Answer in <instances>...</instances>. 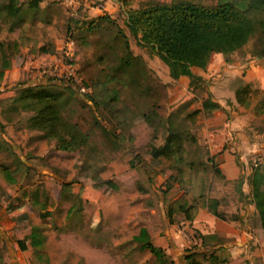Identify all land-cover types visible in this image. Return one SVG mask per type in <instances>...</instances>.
<instances>
[{
	"label": "rangeland",
	"instance_id": "obj_1",
	"mask_svg": "<svg viewBox=\"0 0 264 264\" xmlns=\"http://www.w3.org/2000/svg\"><path fill=\"white\" fill-rule=\"evenodd\" d=\"M86 1L42 0L35 13L25 11L20 18L0 13V38L16 43L13 50L8 48L10 65L0 72V264H156L153 254L134 238L141 227L172 256L173 264H184L185 251L201 246V232L185 221L188 218L177 206L190 204L192 214L203 195L215 191L220 194V210L228 217L238 216L234 220L244 230L238 237L222 238L223 250L212 252L217 262L209 253L197 258L202 264H225L230 251L241 247L239 264L252 263L246 259L248 254L256 264H264V228L256 212H249L244 224L243 204L240 208L239 203L241 187L250 189L252 165L264 162V90L252 84V91L242 95L246 103L236 99L235 90L242 84L238 77L212 82L224 90L234 89V95L227 98L226 122L232 120L230 113L240 115V126L251 136L252 149L243 168L246 182L240 178L226 182L224 175L213 171L212 163H200L198 155L207 152L189 138L184 141L183 162L153 157L150 147L163 139L170 111L175 112V127L195 139L201 136L197 132L204 123V112L197 106L206 85L199 78L185 88L169 76L168 65L155 51L137 43L125 23V9L151 0L116 2L110 21L100 22L87 11ZM99 2L92 0L90 5ZM125 40L129 64L122 60ZM255 40L252 37L228 54L217 57L212 53L209 61L233 64L255 56ZM60 58L71 61L90 84L86 94H79L70 84L74 99L64 114L88 136L82 145L67 150L27 126L32 111L20 104L15 109L12 101L24 81L47 83L41 66ZM32 231L42 239L40 244H32ZM215 242L210 240L209 245Z\"/></svg>",
	"mask_w": 264,
	"mask_h": 264
},
{
	"label": "trees",
	"instance_id": "obj_2",
	"mask_svg": "<svg viewBox=\"0 0 264 264\" xmlns=\"http://www.w3.org/2000/svg\"><path fill=\"white\" fill-rule=\"evenodd\" d=\"M41 1L7 0L0 4V13L20 18L18 16L22 14L23 17L25 11L35 13L39 9ZM121 1L122 4H126L125 0ZM125 14V23L136 37L137 43L155 51L168 65L169 75L172 78L183 74L188 75L191 78L190 86L195 80L201 78L192 72L191 67H205L214 52L231 53L255 37L252 53L257 56L264 55V0H217L211 5L191 0H151L138 7H127ZM95 19H98L99 22L110 21L107 12L97 15ZM92 25V21H89L88 27H92ZM13 27L14 25L11 24L10 29ZM15 45L14 40L7 41L0 38L1 73L10 65L8 48L13 50ZM40 49H43V46H40ZM124 49L126 55L122 56V60L129 64L130 57L127 56L129 46L126 40ZM70 88L72 89L70 84L52 77H48L47 83L35 84L24 81L12 98L13 103H16L15 109L20 104L22 109L32 111L28 116L27 126L40 130L41 136L54 139L57 147L65 150L75 149L82 145L88 136L81 130L77 122L71 121L64 114L69 103L74 99L73 90ZM251 89L250 83H242L235 90L236 99L247 103V99L245 100L242 95L247 96L252 91ZM77 98L84 99L81 95H78ZM263 103L261 100V104L264 106ZM201 105L204 111L219 106L209 96L202 100ZM195 111L197 110H193V112ZM174 113L170 111L166 116L167 133L164 142L152 146L150 153L153 157L172 158L176 163H181L184 161L185 139L189 138L191 141L196 139L193 134L185 133L173 125ZM144 117L149 121L148 114H144ZM106 134H110V132H106ZM187 163H191V161ZM214 165L212 163L213 171L219 174V168ZM248 181L251 202L255 207L260 225L264 228V162L252 165ZM238 189L240 190V187ZM218 203L219 200L215 197L208 198L206 203L208 209L216 217L225 220L238 217L235 215L228 217L225 212L218 210ZM190 206V204L180 203L177 209L183 211L185 216L190 219L192 218ZM167 213L171 215L172 209L169 208ZM29 236L32 238L33 245H38L42 241L34 231L30 232ZM200 237L201 246L185 251L184 264H202L201 260L197 258L198 254L209 253L214 262L219 260L212 254L213 251L223 250L218 236L215 233H202ZM134 238L140 241L141 248L148 249L153 254L156 264H173L172 256L166 252L164 247L152 242L145 227H141L139 234ZM210 240L217 242L209 245ZM207 245L210 246L209 249L200 250L201 247ZM215 245L218 248H215Z\"/></svg>",
	"mask_w": 264,
	"mask_h": 264
},
{
	"label": "crops",
	"instance_id": "obj_3",
	"mask_svg": "<svg viewBox=\"0 0 264 264\" xmlns=\"http://www.w3.org/2000/svg\"><path fill=\"white\" fill-rule=\"evenodd\" d=\"M91 1L92 0L84 2V5L85 7H88L87 11L91 12L94 15H99L103 12H107L111 15L117 7L116 2L120 3V5L122 4L121 0H100L98 4L95 5L94 3V5H90ZM214 54L217 57L219 55H222V53L219 52H214ZM230 63L233 64H216L215 60H210L205 67H191L192 72L201 76L204 84L206 85V92L200 97V100L209 96L210 99L219 104L217 108L208 111H204L201 104L197 106L200 107L201 111L204 112V123L200 126V129L197 132L199 135L201 134V136L197 137L196 135V143L201 145V147L205 149V152H207L206 156L199 157L198 155L197 158L200 159V163L201 160H203L217 164L220 173L222 174V176L224 175V179L226 182H233L236 180L238 181L239 178L243 180V182H246L247 174H243V168L244 164H246V160L248 159L250 150L252 149V142L250 139L251 136L249 135V133H246V131L243 130L242 126H240V122H243V119H240V115L234 117V115L230 113L229 116L232 117V120L226 122V117L228 116L227 114H229V105L227 104V98L234 95V89L231 87H227L224 90L223 85L217 84L218 82L216 83L217 85H212V82L214 78L221 77V80L224 81L233 77H238V79L242 83H250L251 86L252 84H255L260 87V89H264V56H246L241 60L232 61ZM172 79H174L176 82L182 83V86H184L185 88L187 86H190V77L188 75L183 74L178 76L177 78ZM219 90L227 92L225 94L226 96L222 95L224 92L220 95L214 94ZM233 117L234 119L237 118L235 119L237 121V124L233 123ZM166 133L167 127L164 137ZM164 137L157 145H160L164 142ZM241 189L242 194L240 196L241 201H239V203L240 208L243 204V209H240V213L242 215L244 224H247V220L250 218L248 215L249 212L253 213L256 211L253 203L251 202L250 189H246L243 186L241 187ZM203 196L204 197H202L201 202H199L198 204V207H196V209L192 213V218L186 219L185 221H187V223H189L191 226L199 229L201 232L200 234L215 233L218 236L220 242L223 241V237H238V234H240V230L244 229H241L234 219L225 220L216 217L206 205L207 199L211 196L219 200L217 206L218 210L222 209L223 206L220 203V194L216 193V191L212 193L210 192V194H207L206 192V195ZM246 233L247 232L245 230V234ZM250 239L251 237L250 235H248L247 240L250 241ZM253 239L257 240V238L255 237ZM238 248L234 251L229 250L231 253L230 255H228V262H226L225 264H239L238 261L242 258L238 252L240 251L238 250ZM245 256L246 259H250L249 262H252L251 264H256V260L253 256L249 254ZM262 261L264 263V254L262 257Z\"/></svg>",
	"mask_w": 264,
	"mask_h": 264
},
{
	"label": "built area",
	"instance_id": "obj_4",
	"mask_svg": "<svg viewBox=\"0 0 264 264\" xmlns=\"http://www.w3.org/2000/svg\"><path fill=\"white\" fill-rule=\"evenodd\" d=\"M66 3H70L71 0H65ZM66 58H70V52L64 50ZM40 69L41 75L52 77L61 82H65L74 86L80 94H86L90 91V85L86 83L84 78L79 74L76 66L71 62L63 59H59V62L44 63Z\"/></svg>",
	"mask_w": 264,
	"mask_h": 264
}]
</instances>
